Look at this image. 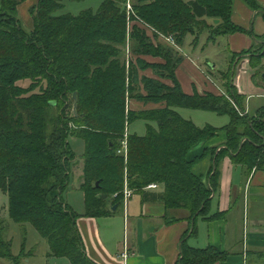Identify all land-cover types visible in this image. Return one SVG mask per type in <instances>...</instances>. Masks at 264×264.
Returning a JSON list of instances; mask_svg holds the SVG:
<instances>
[{
  "label": "trees",
  "instance_id": "trees-1",
  "mask_svg": "<svg viewBox=\"0 0 264 264\" xmlns=\"http://www.w3.org/2000/svg\"><path fill=\"white\" fill-rule=\"evenodd\" d=\"M25 1L0 0V192L7 197L6 209H0V258L18 263L23 255H31L38 244L27 249L31 228L45 240L47 257L95 264L85 254L78 215L63 198L73 172L79 171L77 190L83 195L85 218L112 216L122 205L126 184L142 205L162 206L165 225L181 220L171 211L187 214L177 264L225 261L227 252L191 248L186 241L197 234V218L224 216L208 217L225 158L239 166L249 182L257 173L264 174V108L247 113L246 97L234 86L235 59L246 54L257 85L255 76L264 72V47L231 56L228 68L214 78L222 90L219 95L184 92L175 71L183 60L176 48L184 46L187 36L193 39L191 49L204 33L208 43L247 33L231 21L234 0H132L135 18L147 30L136 25L130 29L127 0H102L95 11L88 8L76 15L59 12L65 2L84 0H37L30 9V31L17 16ZM239 1L264 19L257 0ZM206 19L216 22L214 32L204 31ZM161 36L172 38L175 46L160 43ZM130 42L134 64L123 57ZM147 69L157 78L139 76ZM131 100L161 107L132 111L127 107ZM179 109L215 113L229 122L221 129L199 128L181 117ZM136 120L146 123L144 136L128 134L127 127ZM221 132V145L187 160L197 144ZM125 135L126 157L117 154ZM70 137L83 143L81 166ZM207 155L211 162L202 180L193 166ZM152 184L159 191L147 190ZM238 200L235 197L233 205ZM6 215L23 235L17 256L11 253Z\"/></svg>",
  "mask_w": 264,
  "mask_h": 264
},
{
  "label": "crops",
  "instance_id": "crops-1",
  "mask_svg": "<svg viewBox=\"0 0 264 264\" xmlns=\"http://www.w3.org/2000/svg\"><path fill=\"white\" fill-rule=\"evenodd\" d=\"M257 2L264 8V0H257ZM36 4L37 0H27L17 8L18 18L30 30L32 28L30 9ZM231 21L247 32L246 34H234L224 37L225 46L228 48L231 56L238 55L243 51L253 50L255 46L260 45L254 40V37L264 35V19L261 17V14L251 11L246 5L237 0L232 6ZM244 64H249V58L235 59L234 86L239 94L247 97V104L249 105L250 99L253 97L262 98L264 95L261 92H255L254 96L253 94L246 95L239 89V68H242ZM260 64L264 69V57L261 59ZM139 76L157 78L150 69L140 71ZM175 77L186 93H191L195 89L200 94L205 92L215 95L222 94L221 88L214 82L210 83L207 77L199 71L192 58L185 56V54L175 71ZM257 90L260 91L261 88L257 87ZM127 107L132 111H140L157 109L161 105H144L131 100L128 102ZM224 140L225 134L221 132L216 138L197 144L188 152L187 160L192 161L205 150L221 145ZM210 162V155L205 156L193 166V173L200 176L202 180H205ZM233 166L228 158L222 161L219 193L217 192L214 195L210 203L208 217H213L219 213H224V216L213 220H205L202 217L197 218V234L186 241L191 248L203 249L212 247L229 254L225 261L216 264H248L245 251L242 250L243 247L237 249L241 242H243L244 249L245 246H249L254 248L257 253L264 252V219H248L246 232L244 229L245 219L243 218V224L241 225L242 233L232 235V238L229 237L228 226L230 221L228 216L234 211L232 209L236 207L237 203L240 204L241 201L244 207L246 195L248 196L249 193H264V174L257 173L252 181L249 182V180L245 179L242 172L240 181L237 183L239 178L237 173L238 167ZM234 175H237L236 182L234 181ZM151 191H159V188ZM235 197H240L241 200H238L233 205ZM131 198L132 196L129 200ZM127 203L125 205L122 204L118 208L120 209L123 206L122 220L128 231L126 240L121 243L122 245L118 242L112 245L111 241L102 238L94 218L82 217L81 220H79L80 218L77 219V228L81 235L87 257L95 264H177L180 244L183 235L188 229V222L184 220L187 214L182 211H171L172 216L181 220L170 225H165L162 221L163 208L160 204L142 205L139 197L134 207H129V203ZM240 207L237 210L238 214L241 211ZM117 210L113 215H115ZM238 222L240 225V220ZM123 254H126V257L123 258ZM259 257L261 259L264 258L258 255ZM255 264H264V262L259 259V263Z\"/></svg>",
  "mask_w": 264,
  "mask_h": 264
},
{
  "label": "rangeland",
  "instance_id": "rangeland-1",
  "mask_svg": "<svg viewBox=\"0 0 264 264\" xmlns=\"http://www.w3.org/2000/svg\"><path fill=\"white\" fill-rule=\"evenodd\" d=\"M84 0L79 3H70V2H65L64 3V10H62L59 13L63 12H69L73 15L78 14L82 10L85 9H92L95 11L102 0ZM234 0L233 3H235ZM241 2V1H240ZM127 4L130 6L131 11L130 14L127 12ZM244 4V3H243ZM245 5V4H244ZM125 13H126V20L128 23H130V29L136 25L140 27L141 29H146L147 30V25L144 24L143 21H139L135 18V12L132 8V0H127L126 5H125ZM132 18L133 20L129 22V19ZM22 23V22H21ZM216 22L211 19H206L205 20V27L204 31L206 32H214L216 30L215 26ZM23 28L26 31H30V29L22 23ZM128 28V27H127ZM207 37L208 34L204 33L202 34L197 41H193L194 45H191L190 49V44L192 42V37L187 36L184 40V46L182 49H177L178 53L184 57L185 56L192 58V60L196 63L199 71L207 77L210 83L214 82V78L218 76L220 72H223L228 68L231 54L228 51V48L225 46L224 42V37L223 38H217L215 43H208L207 42ZM258 43L260 45L255 46V48L250 51L251 53H256L257 50L260 51L262 47H264V37H257ZM159 42L162 44H167L164 37L161 36L159 37ZM169 45V44H168ZM131 46L132 42H130L126 47H125V53L123 57L127 56V59L131 60L132 63L134 64L136 61V58L133 57L129 52H131ZM171 46V45H169ZM192 50V51H191ZM194 51V52H193ZM250 54H246L244 56H241L240 59H245L249 58ZM255 56V55H252ZM251 56V57H252ZM145 61L152 62L149 58H145ZM254 60V59H253ZM251 61L252 64L255 63V61ZM235 69V68H234ZM253 71V73H252ZM240 72V78L238 81V86L239 89L243 94L249 95L253 94V96L256 94L255 92H261V94L264 95V85L262 84V79L261 76L258 74L255 76V82L256 86L254 85V80H252V77L255 73L254 69L251 68L249 64H244L242 68H239ZM165 84L171 85L169 81H164ZM215 83V82H214ZM258 88H261V90H257ZM264 108V97L262 98H255L253 97L252 99L249 100V105L247 104V97L245 99V111L247 113L254 114L257 109ZM180 113V116L183 117L184 119L191 120L194 125L197 127L201 128L205 125H209L211 127L221 129L224 126H226L229 122V119L225 116H218L215 113L211 112H203V111H195V110H189V109H180L178 110ZM127 131L129 134H135L137 136H144L146 133V123L141 120H136L132 122L128 127ZM69 145L71 150L73 151L76 160L79 162V165L81 166L82 164V154H83V143L81 140H78L74 137H70L68 139ZM233 167H238L237 173H238V181H240L241 178V168L239 166H233ZM80 172L79 171H74L71 177L70 184L68 185L66 191L63 194V198L65 202L73 209V211L76 212L78 215L79 220H81L82 217H84V212H85V205H84V199L83 195L77 190V180ZM234 181L236 180L237 175H234ZM236 182V181H235ZM235 184V183H234ZM219 193V191H218ZM241 200V199H240ZM138 202V197L137 196H132L131 200L128 201L129 207H134L136 203ZM127 203V204H128ZM241 206V211L240 214L237 213L238 207ZM7 207V197L3 193L0 192V209ZM122 208L118 209L115 215L112 217H100V218H95V222L98 226L99 233L102 238H106L109 241L112 242V245L116 242L123 243L124 240H126V236L128 234V231L123 224L122 220ZM243 209V210H242ZM231 214L228 216L229 218V237L232 235H239V233H242V219H245L244 223V229L247 232V221L248 219H264V193H249L248 196L246 195V204L243 203L242 201L240 204L237 203L236 207L233 208ZM238 214V215H237ZM6 220H8V225L11 227L12 231L11 233L8 232L7 236L11 240V253L14 256H17L20 251V244H21V238H22V232L18 230V227L13 224L6 215ZM240 220V225L239 221ZM27 237L29 240V245L27 246V249L35 245V243L38 242L37 246L33 247V253L29 256L23 255L18 263H14L10 260L0 258V264H71L70 261L67 258H55V257H47V252H48V247L46 245L45 240H42L33 229L28 228L27 230ZM232 238V237H231ZM242 250L245 251L247 262L248 264H255L259 263V259L264 262V258L261 259L260 257L258 258V255L264 257V252H256L254 248H251L249 246H245L243 242H241L240 246L237 247V249L242 248Z\"/></svg>",
  "mask_w": 264,
  "mask_h": 264
},
{
  "label": "built area",
  "instance_id": "built-area-1",
  "mask_svg": "<svg viewBox=\"0 0 264 264\" xmlns=\"http://www.w3.org/2000/svg\"><path fill=\"white\" fill-rule=\"evenodd\" d=\"M127 12L128 14H130V11H131V8L130 6L127 4ZM166 43L171 45V46H175L174 44V40L172 38H164ZM126 135L124 137V140L122 142V146L120 148V150L117 152V154L119 155H123L124 157H126ZM157 189V186L152 184V185H149L147 186V190H156ZM123 201H122V204L125 205L127 203V201L129 200V198L131 197V191L126 187V184L124 185V189H123ZM122 257H126V254H123Z\"/></svg>",
  "mask_w": 264,
  "mask_h": 264
},
{
  "label": "water",
  "instance_id": "water-1",
  "mask_svg": "<svg viewBox=\"0 0 264 264\" xmlns=\"http://www.w3.org/2000/svg\"><path fill=\"white\" fill-rule=\"evenodd\" d=\"M261 79H262V81L264 82V72L261 74ZM75 98H76V95L75 94H73L72 95V99L75 101ZM52 104H54V103H52ZM73 113H74V115H75V104L73 105ZM116 209V207H113L112 208V211H114Z\"/></svg>",
  "mask_w": 264,
  "mask_h": 264
}]
</instances>
